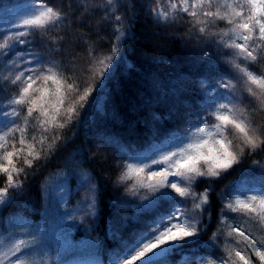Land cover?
<instances>
[{
  "label": "snow or ice",
  "instance_id": "snow-or-ice-1",
  "mask_svg": "<svg viewBox=\"0 0 264 264\" xmlns=\"http://www.w3.org/2000/svg\"><path fill=\"white\" fill-rule=\"evenodd\" d=\"M131 6L102 0L112 40L106 51L91 44L80 49L83 60L68 52V12L53 0H26L0 27V264H66L54 245L81 227L87 246L100 249L91 235L102 215L100 190L95 173L85 170L94 155L80 148L54 180L41 183V194L49 196L40 223L4 214L21 201L19 212L27 209L31 181L87 133L94 111L107 116L108 85L135 18L120 9ZM80 9L91 10L84 0ZM146 14L157 25L185 22L183 40L198 50L200 79L192 83L201 95L181 98L186 89H172L176 100L167 116L148 104L134 107L142 119L133 118L130 131L143 123L148 133L139 144L98 140L122 160L116 217L137 209L130 228L112 233L110 264H264V161L255 158L264 156V125L256 119L264 112V0H146ZM110 119L119 120V113ZM249 160L252 168L217 193ZM72 183L79 185L77 196L87 190L76 208L64 194Z\"/></svg>",
  "mask_w": 264,
  "mask_h": 264
},
{
  "label": "trees",
  "instance_id": "trees-1",
  "mask_svg": "<svg viewBox=\"0 0 264 264\" xmlns=\"http://www.w3.org/2000/svg\"><path fill=\"white\" fill-rule=\"evenodd\" d=\"M53 2L60 3L68 12L72 32L71 41L67 44L68 52L80 56L83 60V53L80 49H86L89 44L101 51L107 50L112 40V27L111 22L104 19L107 14L100 11L99 5L102 0H84L91 9L89 11L76 10L82 0H53ZM120 2L132 5L121 8L120 14L130 13L135 18L130 22L131 35L126 39L122 49L123 63L117 68L116 79L108 85L112 105L109 107L105 101L107 116H97L94 111V125L87 130V133H81L76 141L70 143L67 149L47 168V171L31 181L32 190L25 197L29 201L27 209L19 212L24 203L21 201L20 205L4 214L5 220L19 213L34 223H40L49 196L47 191L41 194V183L44 180H54L55 174L64 170L60 166L74 149L80 148L90 157L94 155L90 163L85 166V170L95 173L99 185V207L102 209V215L95 224L96 230L91 235L93 240L101 242V247L96 250L87 246L83 227L73 230L67 240L63 238L60 240V243L66 245V252L63 255L59 254V259L65 261L66 264H110L112 253L116 250L112 233L117 229L123 231L125 228H130L131 224L135 223L131 221L132 215L137 211L135 206L125 209L119 217H116L114 201L122 198L123 193L115 188V179L119 172L118 165L122 163V160L115 151L98 143V140L102 137H114L125 143L139 144L148 133L143 123L136 124L135 133L130 131L129 125L133 118L142 119L133 111L134 107L138 106L142 109L144 104H148L150 110L155 111L157 115L167 116L168 108L176 100L172 89L181 87L186 89L180 94L181 98L201 95L199 87L192 83L200 79L194 67L198 50L194 44L189 45L183 40L187 35L185 22L177 20L168 26L157 25L152 17L146 14V0H120ZM25 3L26 0H2L3 7L0 11ZM85 40L87 44L83 43ZM154 82L160 87L153 88ZM141 101L144 103H140ZM200 102L202 101L198 100V103ZM185 103H191V100ZM113 111L119 113V120L110 119ZM256 119L264 125V112L258 113ZM255 158L264 161V156L258 155ZM251 168L252 164L249 160L239 172L219 184L216 192L225 190L227 185L240 179L245 171ZM255 171L258 172V169ZM79 190L78 184L69 185L66 195L71 208L81 205L87 195V190H85L77 196ZM129 199L132 198L129 197ZM214 205L213 215L215 216L219 211L218 201L214 200ZM87 227L91 230L93 225L88 224ZM57 245L58 243L54 245L56 250ZM52 257L57 258L56 252L52 253Z\"/></svg>",
  "mask_w": 264,
  "mask_h": 264
},
{
  "label": "rangeland",
  "instance_id": "rangeland-1",
  "mask_svg": "<svg viewBox=\"0 0 264 264\" xmlns=\"http://www.w3.org/2000/svg\"><path fill=\"white\" fill-rule=\"evenodd\" d=\"M23 5L1 10L0 11V27L7 28L9 20L15 18V16H12L11 13L20 11ZM61 244L63 243H58L57 252H59L60 255H63L66 252V249H65L66 245L63 244V250H61Z\"/></svg>",
  "mask_w": 264,
  "mask_h": 264
}]
</instances>
